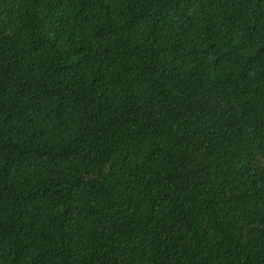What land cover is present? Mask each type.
<instances>
[{
	"label": "trees",
	"instance_id": "1",
	"mask_svg": "<svg viewBox=\"0 0 264 264\" xmlns=\"http://www.w3.org/2000/svg\"><path fill=\"white\" fill-rule=\"evenodd\" d=\"M0 264H264V0H0Z\"/></svg>",
	"mask_w": 264,
	"mask_h": 264
}]
</instances>
